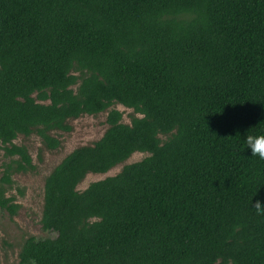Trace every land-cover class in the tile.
Returning a JSON list of instances; mask_svg holds the SVG:
<instances>
[{
  "label": "trees",
  "instance_id": "trees-1",
  "mask_svg": "<svg viewBox=\"0 0 264 264\" xmlns=\"http://www.w3.org/2000/svg\"><path fill=\"white\" fill-rule=\"evenodd\" d=\"M101 113L102 137L45 178L55 236L17 264H264V161L244 143L264 134V0H0V211L36 168L18 137L54 151Z\"/></svg>",
  "mask_w": 264,
  "mask_h": 264
},
{
  "label": "rangeland",
  "instance_id": "rangeland-1",
  "mask_svg": "<svg viewBox=\"0 0 264 264\" xmlns=\"http://www.w3.org/2000/svg\"><path fill=\"white\" fill-rule=\"evenodd\" d=\"M113 108L123 113L124 123H130L129 115L132 110L120 105ZM106 116L107 113H101L97 116L84 115L71 121V132L54 134L61 141V146L54 151L45 150L36 135L27 138L20 136L14 141V143L27 148L36 168L32 172L12 176L14 180L13 189L8 191L7 194L16 196V203L20 204V209L14 217L0 211V264H17L18 253L28 237L45 238L55 236L53 233L44 232L40 224L45 178L74 149L92 145L102 137L108 127ZM160 138L162 140L166 139L165 136H160ZM147 156V153H134L124 163L105 174H88L78 185L77 190L82 191L90 183L114 176L121 171L124 165L139 162ZM18 189L24 191L23 196L18 194Z\"/></svg>",
  "mask_w": 264,
  "mask_h": 264
},
{
  "label": "clouds",
  "instance_id": "clouds-1",
  "mask_svg": "<svg viewBox=\"0 0 264 264\" xmlns=\"http://www.w3.org/2000/svg\"><path fill=\"white\" fill-rule=\"evenodd\" d=\"M244 143L247 148L251 150L252 157H258L264 161V134L261 135H246ZM253 208L256 210L257 215H264V204L259 201L255 203Z\"/></svg>",
  "mask_w": 264,
  "mask_h": 264
}]
</instances>
